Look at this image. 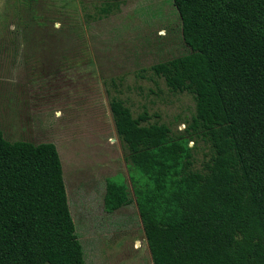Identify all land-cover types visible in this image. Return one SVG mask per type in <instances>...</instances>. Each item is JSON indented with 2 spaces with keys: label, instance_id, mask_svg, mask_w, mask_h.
<instances>
[{
  "label": "trees",
  "instance_id": "obj_1",
  "mask_svg": "<svg viewBox=\"0 0 264 264\" xmlns=\"http://www.w3.org/2000/svg\"><path fill=\"white\" fill-rule=\"evenodd\" d=\"M171 1L191 52L151 70L194 96L185 134L134 117L118 96L109 104L153 264H264V0ZM120 6L105 0L100 17ZM196 139L210 147L200 171ZM117 178L106 182L107 213L132 203ZM0 264H87L56 145L2 130Z\"/></svg>",
  "mask_w": 264,
  "mask_h": 264
},
{
  "label": "rangeland",
  "instance_id": "obj_2",
  "mask_svg": "<svg viewBox=\"0 0 264 264\" xmlns=\"http://www.w3.org/2000/svg\"><path fill=\"white\" fill-rule=\"evenodd\" d=\"M104 1L0 0V41L15 44L0 46V130L11 142L56 145L87 264H153L109 104L118 96L134 117L146 112L185 134L194 96L151 68L191 50L171 0H118L120 10L101 18ZM189 146L200 171L210 147ZM116 177L132 203L107 213L106 182Z\"/></svg>",
  "mask_w": 264,
  "mask_h": 264
}]
</instances>
